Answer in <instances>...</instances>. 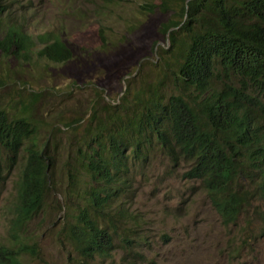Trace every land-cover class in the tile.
Returning a JSON list of instances; mask_svg holds the SVG:
<instances>
[{"label": "trees", "instance_id": "1", "mask_svg": "<svg viewBox=\"0 0 264 264\" xmlns=\"http://www.w3.org/2000/svg\"><path fill=\"white\" fill-rule=\"evenodd\" d=\"M106 1L119 0H102L94 9L97 22L108 11ZM171 1L176 9L167 0L138 3L139 19L156 6L171 9L155 26L169 40L156 77L136 88H128L127 79V88L102 105L95 90L83 121L81 115L50 126L51 142L33 135L31 112L41 92L11 85L20 103H0V194L7 176L15 175L4 203L9 243H0V264H24L23 255H40L28 227L51 207L54 216H41L36 226L46 222L49 231L53 225L65 240L66 264H105L115 250L125 264L151 261L153 244L126 198L147 179L133 174L129 163L152 150L173 164L182 160L181 177L198 181L222 224L234 223L253 201H264V0ZM125 18H137L136 12ZM0 31L4 56L26 60L40 42L32 55L51 63L71 58L58 33L24 32L5 1ZM96 31L101 47L108 46L104 27ZM251 207L264 223V212Z\"/></svg>", "mask_w": 264, "mask_h": 264}, {"label": "rangeland", "instance_id": "2", "mask_svg": "<svg viewBox=\"0 0 264 264\" xmlns=\"http://www.w3.org/2000/svg\"><path fill=\"white\" fill-rule=\"evenodd\" d=\"M0 1H5L15 12V21L24 32L34 37L36 33L52 30L71 50V58L60 63L32 55L41 46L40 42L31 47L26 60L4 56L0 51V78L4 79L0 84V94L4 96L2 105L15 107L14 102L20 103L11 85L41 92L31 112L36 123L33 135L38 142L53 140L49 129L53 123L81 115L83 121L90 111L95 90H100L97 102L102 105L106 100L114 101L127 88V79L130 80L128 88L132 84L135 88L145 85L156 77L159 67L164 66L163 57L168 55L167 32L156 31L155 26L171 9L164 11L156 6L154 13L149 11L145 18L139 19L137 9L142 0L106 1L108 11L98 15L97 22L94 9L102 0ZM167 1L169 8L176 9L171 0ZM135 12L137 18H125ZM99 27H104L106 47L100 45L96 31ZM122 35L128 38L121 45L117 41ZM129 168L133 174L147 176L136 192L126 198L143 226L146 240L153 244L147 253L151 261L141 264H264V223L252 213L251 207L257 206L264 212L263 200L246 206L234 223L222 224L198 181L181 177L186 168L182 160L173 164L160 150H152L145 159L130 162ZM14 177L7 176L5 189L0 194V243L4 244L9 243L4 203L11 195ZM59 195L62 196L60 192L58 198ZM54 214L51 207L29 225L40 255H23L24 264H66L69 254L65 240L53 231V225L49 231L45 229L46 222L36 226L41 216L51 218ZM162 234L166 236L165 241ZM103 263L125 264L119 260V250Z\"/></svg>", "mask_w": 264, "mask_h": 264}, {"label": "clouds", "instance_id": "3", "mask_svg": "<svg viewBox=\"0 0 264 264\" xmlns=\"http://www.w3.org/2000/svg\"><path fill=\"white\" fill-rule=\"evenodd\" d=\"M187 0H185V2H186ZM184 2V9L186 8V3ZM58 216V215H57ZM32 223V222H31ZM30 223V224H31ZM29 224V225H30ZM33 241H34V243H35V246L39 249V247H38V244H37V242H36V240L35 239H33Z\"/></svg>", "mask_w": 264, "mask_h": 264}]
</instances>
